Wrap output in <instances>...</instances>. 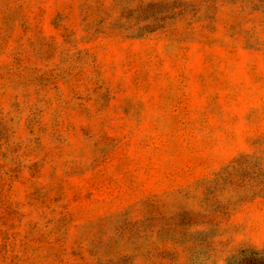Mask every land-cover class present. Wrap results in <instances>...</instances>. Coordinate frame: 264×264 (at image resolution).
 Returning <instances> with one entry per match:
<instances>
[{
    "label": "rangeland",
    "instance_id": "obj_1",
    "mask_svg": "<svg viewBox=\"0 0 264 264\" xmlns=\"http://www.w3.org/2000/svg\"><path fill=\"white\" fill-rule=\"evenodd\" d=\"M0 264H264V0H0Z\"/></svg>",
    "mask_w": 264,
    "mask_h": 264
}]
</instances>
